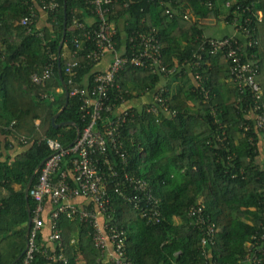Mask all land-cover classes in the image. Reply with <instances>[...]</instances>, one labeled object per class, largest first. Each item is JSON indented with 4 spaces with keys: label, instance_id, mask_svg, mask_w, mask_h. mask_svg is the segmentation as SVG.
<instances>
[{
    "label": "trees",
    "instance_id": "trees-1",
    "mask_svg": "<svg viewBox=\"0 0 264 264\" xmlns=\"http://www.w3.org/2000/svg\"><path fill=\"white\" fill-rule=\"evenodd\" d=\"M38 1L0 0V151L2 145L5 151L13 143L21 147L19 153L8 154L3 160L0 152V264L14 263L25 249L28 215L24 189L31 178L30 187L35 184L39 166L49 156L44 139L68 147L86 125L80 99L69 96L55 123L71 125L52 126V117L65 102L57 63L65 85L63 67L68 61L76 63L72 70L75 85L89 90L98 74L95 67L99 64L86 59L94 43L81 37V31L72 24L76 20L86 30L97 28L99 21L89 0H57L58 8L46 14L47 25L38 28L34 22L27 32L19 21L31 8L37 11ZM172 1L189 3L197 17L211 22L203 25L187 23L179 15L169 17L157 0H113L106 13V21L114 27L112 42L117 52L128 53L129 39L136 32L154 29L163 66L171 71L164 76L126 66L108 91V103L116 110L151 96L140 109H125L133 117L121 126L120 139L127 155V173L151 186L159 199L161 216L158 224H146L110 185L115 210L111 223L124 231L126 253L133 264H242L245 245L257 231L264 211V168L258 159L264 136L254 129L250 95H238L223 53L210 54L205 46L200 68L187 64L195 62L202 37L228 38L235 33L234 23L241 24L240 30L248 31L247 40L254 42L243 60L251 56L250 60L258 64L256 81L264 90V0H212L213 10L201 6V0ZM226 2L230 3L227 8ZM257 11L260 20L256 19ZM88 17L94 18L90 26L85 23ZM247 17L251 21L245 25ZM242 39L243 35H236L238 43ZM74 52L76 56L70 60L68 53ZM51 56L55 60L50 79L34 85L31 76L39 74L51 62ZM195 73L201 77L198 85L193 79ZM165 80L170 86L163 83ZM66 87L71 90V86ZM158 89H162L164 104L157 114L146 113ZM113 116L101 114L97 125L100 133ZM107 154L118 169L119 159L112 151ZM198 202L205 205V215L215 228V242L206 247L205 258L201 255L199 231L187 215L189 207ZM27 206L31 213L34 203L29 197ZM61 223L65 224L63 245L69 264H77V255L83 252L87 255L83 264H97L98 252L91 244L88 228L65 218ZM66 226L77 231L72 245L68 244ZM37 241L40 251L53 246L43 243L41 233ZM39 252L34 264H50Z\"/></svg>",
    "mask_w": 264,
    "mask_h": 264
},
{
    "label": "built area",
    "instance_id": "built-area-1",
    "mask_svg": "<svg viewBox=\"0 0 264 264\" xmlns=\"http://www.w3.org/2000/svg\"><path fill=\"white\" fill-rule=\"evenodd\" d=\"M157 1L164 6V12L169 17L179 15L187 23L201 24L210 21V19L197 17L189 3H177L172 0ZM89 4L98 18L97 28L92 31L86 30L84 25L76 20H73L72 24L76 30L81 31V37L94 43V49L86 55L89 62L100 64L106 56H110L111 61L105 70L94 77L93 85L89 90L74 84L72 70L76 66L75 62L68 61L63 67V73L67 76L66 85L71 86L68 94L80 99L82 119L86 120V125L68 147H63L56 140L44 139L49 156L40 165L37 180L28 190V197L33 201L34 209L31 212V225L19 264H34L35 255L40 251L37 238L45 221L48 223V242L53 246L39 253L50 264H69L62 244L59 225L61 218L77 221L88 228L91 244L98 252L97 264H133L126 253L124 231L111 223L115 210L109 196L108 186L110 185L113 187V192L129 204L146 224L156 225L161 219L159 199L154 195L151 186L146 180L135 178L126 171L127 155L122 148L120 128L130 121L133 115L125 109L116 110L114 105L108 103V91L117 74L126 66L147 69L164 76L171 71H167L163 66L160 45L154 29L133 34L129 39L131 45L128 53L125 50L119 53L112 42L114 27L106 21L108 6L113 4V0H89ZM200 5L207 10L214 8L212 0H201ZM229 6L230 3L226 2L225 7ZM57 8V0H39L37 11L31 8L29 14L20 19L19 24L30 32V26L36 22L39 12L47 14ZM245 10L248 8L243 9ZM255 16L257 20H260L261 13L257 11ZM250 21L251 19L247 17L243 20V24L248 25ZM234 25L235 33L228 38L206 39L201 36L204 40L194 55L195 62L187 65L196 70L200 68L201 53L205 51V46L210 54L223 53L225 60L229 62V75L232 77L238 95L241 96L244 93L250 95L252 101L250 115L254 122V129L264 136L263 93L256 81L258 64L250 60L251 56L243 60V57L247 56L245 51L252 47L254 42L247 40L248 31L245 29L241 31V24L234 23ZM236 35H243L242 43L237 42ZM75 46L76 48L79 46L77 40H75ZM75 56L76 52L68 53L70 60H73ZM50 59L51 62L39 74L31 76V82L34 85H43L50 79L55 57L51 56ZM193 79L197 85L201 83L198 73L194 74ZM161 92L162 89H158L153 94L152 103L145 110L146 113L157 114L161 110L164 104ZM204 96H207L206 92ZM102 113H113L114 116L100 133L97 125ZM108 150L119 159L118 169L111 164ZM262 195L264 198V191ZM77 200H80V203H76ZM46 205L50 207L47 212ZM205 209V205L198 202L190 206L187 212L191 224L199 231L201 255L204 258L207 256L206 247L215 242V228L205 215ZM257 227V231L245 245L242 264L263 263L264 211Z\"/></svg>",
    "mask_w": 264,
    "mask_h": 264
},
{
    "label": "crops",
    "instance_id": "crops-1",
    "mask_svg": "<svg viewBox=\"0 0 264 264\" xmlns=\"http://www.w3.org/2000/svg\"><path fill=\"white\" fill-rule=\"evenodd\" d=\"M46 14L43 13V12H39V15L37 17V20H36V24H37V27L38 28H41L43 27L44 25H47V18H46ZM94 22V18L92 17H88L85 19V23L86 25L90 26L91 24H93ZM205 24H209V22H204L203 25ZM219 28V31H222V33H226V29L225 28H220V26H218ZM209 31H212V29H209ZM230 32V30L228 31ZM111 61V57L110 56H106L105 59L95 67V71H97L98 73L105 70L108 66V64L110 63ZM168 80H165V84H169V82L167 83ZM174 84V83H173ZM173 86V85H172ZM263 91V94H264V90L262 89ZM151 96L148 95V96H143L141 98H139L138 100H133L130 104H124L122 106V109H126V108H129V106H132V107H135V108H138L140 109L142 107L143 104H146L147 102H149ZM3 142V140H1ZM4 143V142H3ZM21 151V147L19 146V144H16V143H13V146L9 149V151H5L4 150V147L3 145L1 146V154H2V158L1 160H3L8 154L9 155H14V154H17ZM264 147H263V143L260 142L259 143V164L260 166H262L264 168ZM3 196H5L6 194L3 193L2 194ZM76 203H80V200H77ZM50 209L49 205H46L45 207V210L46 212ZM61 225V236H62V244L65 240V236H66V233H64V231H62V226L64 227L65 224L63 225V223L60 224ZM67 227V230L69 233H67L69 235V240H68V244L69 245H72L74 244L75 240L77 239V231L75 229V227H72V226H66ZM48 235H49V230H48V223L47 221H45V224H44V227L42 228L41 230V239L43 241V243L50 247L51 244L48 242ZM86 252H83L81 253L80 255H77V264H83V260L84 258L86 257Z\"/></svg>",
    "mask_w": 264,
    "mask_h": 264
},
{
    "label": "water",
    "instance_id": "water-1",
    "mask_svg": "<svg viewBox=\"0 0 264 264\" xmlns=\"http://www.w3.org/2000/svg\"><path fill=\"white\" fill-rule=\"evenodd\" d=\"M64 13H65V7H64ZM64 31H65V21L63 22V35H62V40H61V42L59 44V47H58V50H57V52H58L57 60H59V58H60V50H61V47H62V44H63ZM57 71H58V77H59V80H60V84L62 86V90H63L64 96H65V102H64L63 107L51 119V123H52V126L54 128L63 127V126H70L71 125V123H60V124H56L55 123L56 119L60 116V114L62 113V111L65 109V107L67 105V102H68V98H69L68 89H67V87H66V85H65V83H64V81L62 79L61 68H60L59 62L57 63ZM31 182H32V178L29 180V182L27 183V185H26V187L24 189V196H25L26 208H27V215H28V220H27V223H26L25 240L27 238V232H28V230L30 228V225H31L30 224L31 223V213H30V210L28 209V206H27V202H28V190H29V187H30ZM20 258H21V256L18 257V258H16L15 261H14V263H12V264H15L16 262H18L20 260Z\"/></svg>",
    "mask_w": 264,
    "mask_h": 264
},
{
    "label": "rangeland",
    "instance_id": "rangeland-1",
    "mask_svg": "<svg viewBox=\"0 0 264 264\" xmlns=\"http://www.w3.org/2000/svg\"><path fill=\"white\" fill-rule=\"evenodd\" d=\"M205 22H209V23H210V22H211V19H210V21L208 20V21H205ZM202 24H203V23H202Z\"/></svg>",
    "mask_w": 264,
    "mask_h": 264
}]
</instances>
